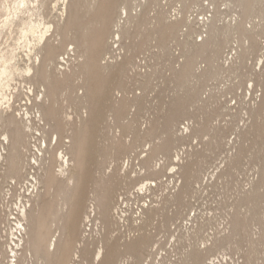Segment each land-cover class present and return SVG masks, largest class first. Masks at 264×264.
<instances>
[{
  "label": "rangeland",
  "instance_id": "obj_1",
  "mask_svg": "<svg viewBox=\"0 0 264 264\" xmlns=\"http://www.w3.org/2000/svg\"><path fill=\"white\" fill-rule=\"evenodd\" d=\"M29 1L30 12L25 10L26 19L42 22L66 18L64 7L68 2L64 3V0H46L51 11L43 10L37 0ZM129 3L128 8L125 5L126 10L123 9L124 6L121 8V13L128 11L129 14L138 15L141 22L146 16L150 20L146 24L140 22L139 25H132L131 31L134 35L116 43L114 46L119 45V48L115 49L112 56H106L111 57V62H121L127 55L133 58L129 75L122 80L125 91H115L116 99H129L128 108L123 111L125 115L121 113L119 116L115 111L116 116L114 111L110 112L114 102L106 101L105 97L92 101L93 108L98 107V110L89 109L86 104L80 106L79 94L86 89L83 86L79 89L83 85L82 79H79V63L82 60L79 50L76 53L71 52L68 57L64 56L66 61L62 62L63 57L59 58L58 68L72 79L65 81V75V79L58 84L60 93L56 102L52 103L53 118H39L37 113L41 110L39 104L42 101H33L30 85L23 78L17 75L19 78L16 77L15 83L13 82L12 89L20 100L16 96L14 101H10L14 106L11 110L19 118L26 117L25 114L28 113L34 140L31 142L32 152L25 159L24 178H13L12 181L7 176V161H0V243L8 251L12 238L15 242L21 238L17 223L21 217L20 212L27 206L28 213L29 209L32 210V217H38L42 222L44 235L50 239L59 230L61 242L54 253H45L43 258L29 251L20 264H97L93 262L94 255L105 235L109 234L121 244H127L143 232H139L140 229L150 233L155 240L153 239L154 242L148 250L142 252V260L136 264H191L189 253L194 246L203 249L205 241L210 244L217 238L233 234L231 222L238 212L243 229L236 236L233 235L230 242L223 246V250L221 248L219 252L208 256L206 263L264 264V0L257 4L253 16L246 19L247 27L254 29L253 36L258 31L256 34L259 35L255 36V40L261 46L252 51L253 47L250 49V46L253 41L240 36V32L235 31L234 27L235 34L232 31L230 36L224 32L229 41L219 58L218 64L223 66V70L218 76L205 80L196 78L191 82L190 85L195 86L194 91L200 90V98L188 100L187 114L178 119L173 134L167 129L174 117L173 109L177 107L176 103L180 102V106L184 104L181 99L187 93L180 89L178 80L173 81V69L176 66L179 68L180 63L185 61L182 42L189 40L201 43L209 36L206 31L212 22L218 28L228 27L230 23L231 27L237 25L244 20L242 8L235 0H200L199 3L193 0H129ZM162 7H166L172 19L176 18L178 21L186 18L189 21L187 25L182 24L176 38L169 42V52L163 50L157 39L145 43ZM6 14L8 16L10 12L0 13V30L7 19ZM211 18L214 21L216 19V23ZM18 23L17 20L12 26L13 29H2L0 52L15 49L16 63L24 68L31 63L28 55L31 57L34 52L31 53L19 40ZM222 32L219 38L223 40ZM129 43L136 47L133 52L126 47ZM70 48L73 46L69 45L67 49ZM239 50L245 51L243 55L245 57L247 54L246 58L240 54L243 51ZM209 66V62L200 59L198 67L202 70L199 69L198 73L205 72L204 70L211 68ZM193 89H189V92ZM195 93L196 91L192 94ZM30 98L32 101H29ZM178 98L180 101H175ZM134 99L137 101H130ZM120 102L114 109L123 106ZM97 112H100L99 115L105 113V116L99 123L91 124L84 135L80 133L79 128L84 121L92 119L93 116L95 118ZM5 127L2 130L8 131ZM182 133L184 138L181 137ZM79 138L83 139L81 169L79 153L78 165L75 166L71 150ZM45 139L48 144L47 149L45 148L47 152H39V146L43 145L42 149L45 147ZM166 141L172 143L171 153L160 150L153 162L154 168L146 166L144 161L151 156L156 144ZM61 153H66L70 161V165L64 168V175L59 173ZM54 155L58 157L54 166L56 178L53 180L54 185L49 188L43 179L47 178L49 158ZM172 160L179 164L172 163ZM188 165L193 168L187 177L184 176V171ZM86 168L89 169L88 172ZM115 171L126 176V181L129 180L126 188L130 192L142 186L144 188L138 197L128 194V205L126 203L127 207L120 212L122 220L120 219V224L115 223L113 229H109L112 230L111 234L108 230L106 232L101 214H97L92 230L86 234V240L82 241L78 205L90 204V192L96 191L97 196L103 189V185L91 175L96 172L94 175ZM156 171L159 173L157 176ZM69 178H72L71 182L68 181ZM119 188L116 194L120 198L119 195L125 192V187ZM257 192L259 202L255 200ZM65 196L68 197L65 199ZM147 207L155 209L156 213L153 214L154 219L145 224L139 220V214L142 208ZM244 224L248 225L245 227ZM12 255L9 252L7 256L0 254V264H14L11 262L14 261L10 257ZM126 258L128 259L123 255L120 260L124 261L123 264H131L132 259L126 261Z\"/></svg>",
  "mask_w": 264,
  "mask_h": 264
},
{
  "label": "bare ground",
  "instance_id": "obj_2",
  "mask_svg": "<svg viewBox=\"0 0 264 264\" xmlns=\"http://www.w3.org/2000/svg\"><path fill=\"white\" fill-rule=\"evenodd\" d=\"M155 1H158V0H155ZM193 1L196 3L200 2V0H193ZM235 1L242 8V14L244 17L243 21L241 20L240 23L237 22L238 24L234 26L232 25V27H231V23H230V26L228 27L222 26L224 27L223 29L220 26L218 28L217 24H214L212 22L214 24L213 25L210 22L212 25L209 24V27H208L209 30L206 31V32H209L208 34L209 36H207L206 39H203L201 43L200 42L198 43L197 41L192 42L189 40L182 42L185 48V51H184L185 61L184 62L182 61L183 63L182 62L180 63L181 66L179 65L180 66L179 68H176L177 67L176 66L173 69V81L178 80L180 82L179 83L180 89L181 90L184 89L183 91L184 92L186 91L187 93L186 94L184 93L185 95L183 97H182L183 94L181 95L182 97L181 101H184V104L181 103L183 105L180 106V102L175 104V106L177 107L175 108V110L173 109V111H175L174 117L171 119V121L169 119L170 122L168 121L169 124H168L167 129L169 133L173 134L175 126H177L178 119L183 117V115L185 116L187 114L186 108L189 105L187 104L188 100L190 98L196 99L197 97L200 96L199 94L200 90L199 92L195 90L196 93L192 94L193 92H195L194 91L195 86L190 85L193 83L192 81H194L196 78L197 79L204 78V80L205 78L209 79V78L220 75L219 72H222L223 66L218 64L220 60L219 58H221L222 51L224 50L226 44L229 41V38L226 39L224 32L225 34L226 33L228 35L230 34V36L231 34H233L232 31L234 32V30L235 31L237 30L238 32H240L241 34L240 36L242 37L245 36L246 39L248 38V40L250 39L251 41H253V43L251 42L252 44L250 46V49L251 47H253L252 51H256L261 46L257 42V40H255L256 39L255 36L259 35V34H256V32L258 33V31H256L255 35L253 36L254 34V32H252L254 31V29L252 30L253 27L249 29L246 23V19L253 16L256 6L257 4L260 3L261 0H235ZM37 2L43 10L45 11L50 10L48 6V2L46 0H41V1L37 0ZM65 2H68L67 5H65L64 7L67 13L65 20H58V21L57 20H53V21L43 20L42 22H37L38 20L34 21L29 18V19L20 21L18 19H15L17 15L15 9H12L8 16L6 14L7 19L3 22V25L1 24L2 26L0 30V36H1L3 28L7 29L9 27H12L18 20L19 22L18 29L20 33L19 40L22 41L23 44H25L28 47V49H30L31 53L34 52V55H32L31 57L30 55H28L29 61L31 63L27 65L26 67L21 68V66L16 63L17 56L15 53V49H12V50L9 49L8 52L7 51H4L3 53L0 52V101H2L4 105H7V107L11 105V109L14 108V106H12V103L10 101H14L15 97L16 96L18 97V95L15 93L16 91L14 92L12 87L15 83L14 81L17 75H19V77L23 78V81L25 83H28L30 85L29 87L30 94L34 96L33 101H39V102L42 101V103L40 102L39 104V107L41 108V110L39 113H37L39 114L38 115L39 118L41 117L40 118L41 120H44V118H53L54 108H53L52 103L54 101L56 102V99H57L56 97H58L60 93L59 90L57 89L58 84L61 80L65 79V75L66 76L68 75V74H64L58 68V64L60 63L59 58L63 57L62 62L66 61V58H65L66 56L68 57L70 56L71 52H75L76 50L77 51L79 50V57L82 58V60L79 63V79L80 81L81 79L83 81L82 83L83 85H80L81 83L79 84L80 85L79 89L82 86L85 87L86 89L85 92H83L82 94H79V102L81 103L80 106L81 105L83 106L84 104H86L85 106L86 107L88 106L89 109H94L96 107L93 108L92 101H98L97 98L99 99V97L100 98L105 97L106 101L114 102L110 112L114 111L113 113H115V115L117 112V114L121 116V113H123V111H125L128 108L127 101H129V99L127 100L128 97H122V98L116 99L115 91H122V92L125 91V88L123 87V84H122V80L128 77L129 68L131 65H133V61H132L133 58L130 55H127L128 57H126L121 62H116V60L115 62H111L110 61L111 57L107 58L106 56L111 55L115 51L116 48H119V45L117 47L114 46L116 43L118 44L121 42L123 38H131L134 35V32L131 31V26L134 24L135 26L139 25L141 22V19L138 18V15H133L132 13L129 14L128 11H125V13L120 12L123 6L124 7L125 5L126 7L128 6L129 0H64V3ZM126 7L123 9L126 10ZM26 10L29 11V7ZM21 11L25 12V10H21ZM2 12L5 13V11L0 10V13ZM158 13L159 14H157V16L155 17L156 23L154 24V28L152 29V32L148 34L145 43L147 44L152 39H157L159 40V44L161 45V47H163V50H165V52H169L170 51L169 42L172 39L176 38L178 32L180 31V28L184 25V23L185 25H187L186 23L189 24V21L186 18L184 19L181 18L178 21H176V18L172 19L170 17L171 15H168L166 7H162ZM32 14H29V15H32ZM9 17H12V18L10 19ZM213 19L211 21H214ZM149 20H148V17L146 16L142 22L146 24ZM214 22L216 23V19ZM204 24L206 25V22ZM207 26H208V23H207ZM233 27L236 29H234ZM221 32H222L221 35H223L222 37L224 38L223 40L221 37L219 38V34ZM235 33L236 32H234V34ZM45 37H48L46 41H45ZM58 37L60 39H58ZM41 44L43 46L39 47ZM69 45L73 46V48L67 49ZM126 47L128 51H132V52L136 48L135 45L130 44V43L127 44ZM241 51L239 50V52ZM244 52L245 51L240 53L242 54L243 57H244L243 55ZM246 55L244 58H246ZM239 56L242 57L241 55ZM200 59H204L207 62H209L210 64L209 67H211L207 70H204L205 72L202 71L203 73L201 72L198 73V70L200 69V67L202 68V66L198 67ZM216 62H217V65H216ZM29 66L33 70V75L30 78H24L26 69ZM215 67H217V69H215ZM201 70L202 69H200V71ZM68 78L69 80L72 79L71 76L69 77L67 76L65 81ZM189 89H193L191 90V92L192 91L193 92L192 93L189 92ZM181 97L179 96V98ZM199 98H197V100ZM193 100L190 99L189 101H193ZM29 101H32L31 98L29 99ZM130 101H137V99L130 100ZM175 101L178 102L180 101V99L179 100L176 99ZM118 102H120L121 103L120 105H123V106L121 108L118 107L114 109V107L118 105ZM7 107H6L5 112L0 113V129H1L0 130V145L2 146L0 147V161L1 162H5V160L7 161L8 163L7 176L11 178L13 181L14 180L13 178L23 177V170L26 167L25 159L28 156V154L32 152L31 142H32V139L34 140V133L32 132L31 121L28 119V113L25 114L27 119L26 117L19 118L17 116L18 114L16 115L13 110L8 111ZM99 114L100 112L95 118H93L94 117L93 116L92 119L84 121V123L79 128V132L83 133L84 135L86 132L89 131V127L91 126V124L94 125L95 122L99 123L100 119L103 116H105V113H103L102 115H99ZM123 114L125 115L126 113H123ZM4 126L7 127L8 131L2 130L4 129L3 128ZM3 136L4 138L2 139ZM182 136H184L183 133L181 137ZM82 140L83 139L79 138V141H77V143L73 145V149L71 148L74 154L73 158H74L75 166L78 165L77 156L79 153V169L83 167V159L81 155V153L83 152L82 150L83 141ZM166 142H161L162 144L160 143V145L156 144L157 147H155L154 145L155 149L153 151L151 150L153 152L150 154L151 156H149L145 161L143 160L146 166L150 168L152 167L154 168L153 162L155 161L156 154L159 153L160 150L161 152L163 150L166 153H169V154L171 153L172 143L170 141H166ZM6 144H7V147L5 146ZM47 147H48V144H47V140L45 139L44 149H42L43 145H41L39 146L38 151L47 152L46 150ZM66 155H67L66 153L65 154L61 153L60 155V161H61L60 169L61 170L59 171V173H61L62 175H64V172H65L64 168L70 165L69 158ZM49 160H50V163H49L50 165L47 168V174H46L47 178L45 177L46 179L45 180L43 179V181L45 185H47L50 188L52 187V184L54 185L53 180H55L54 178H56L54 176L55 174L54 166L58 162V157L54 155L50 157ZM172 163H178V161L172 160ZM192 168L193 167H191V165H188L186 169L184 168L185 169V171L183 170L184 176L185 175L189 176L190 170ZM88 170L89 169L86 168L87 172ZM96 173H93L91 176L97 179V181L103 185L102 191L97 196H96V191H91L90 192L91 195L89 194V197H88V201L90 200V204L88 205L83 204V206L80 204L78 205V216L79 217L78 216L77 217L79 219V230L81 229V232H82V236H81L82 241L86 240V237L88 235L87 233L92 230L91 228L93 226V222L97 218L96 217L97 214H101V219L103 221V224L105 225V230L106 232L108 230V232L110 233L112 230H109V229H111L115 225V223L117 224L119 223L122 217L121 216L122 214H120V212L122 213L124 211L126 203L128 205V197H127L128 194L131 193L133 196L138 197L139 193L144 188V186H142L138 190L130 192V189L126 188L128 183H130L129 180L126 181L124 178L126 176L119 174V171H115L111 173L107 172L108 174L102 173L99 175H94ZM152 173L154 174V172ZM155 174H156L155 176H157L159 173L157 172ZM68 181L71 182L72 178H69ZM187 183H189V181H187ZM70 185L72 184L70 183ZM118 187L120 188L125 187V192L119 195L120 198L116 194ZM150 187H151V184H150ZM182 192H181V195L179 193L181 197L183 195ZM64 193L67 195L66 191ZM37 195L38 193L36 194V196ZM67 197L68 196H65V199ZM258 198H259V194L257 195V199H255L256 201L259 202ZM246 199L248 200V198H245V200ZM32 200H33V196L31 197V201ZM255 206H256V203H255ZM26 208L27 206L23 207L22 211L20 212L21 217L19 215L20 218L17 223V228L21 235V238H18L19 243L15 242L14 241L15 239L12 238L10 245H8L10 251L9 250L7 251L6 248L4 249L5 246L3 247V245L0 243V254L7 256L8 252L12 253L13 255L10 257L14 258V261H11L12 263L14 262V264H20L22 259L25 258L26 254L29 253V251L33 252L36 256L40 258H43L45 253L51 255L52 253L55 252L56 248L61 242V233L59 230H57L53 234V236L49 239L48 236L44 235L42 231L43 227H41L42 222L40 221V219L38 217L36 218L35 216L32 217V213H31L32 210L30 211L29 209V213H28V210ZM143 209L144 208H142V210ZM142 210L140 214L138 213L139 220L147 224L148 222H150V220L154 219L153 214L154 212L156 213L155 209L153 210L152 208L147 207L143 210V212ZM34 214H35V211H34ZM235 214L236 215L234 217V221L231 222V226L233 225L232 226L233 234H229V236H225V237L223 236L224 238H220V239L217 238L215 241L211 240L213 243H210V244H207V242L205 241L203 243L204 244L203 249L195 248L194 246V249H191L192 251L190 250L191 251L190 253L188 252L189 258L192 261L191 264H208L206 263V260L207 259L209 260L208 256H212L214 253L219 252L221 248L223 250V246H225L226 243L230 242V240L233 238V235L236 236V234L240 233V231L243 228H241L242 227L241 222L238 219V212H236ZM124 217H126V215ZM123 221L125 220L123 219ZM25 222H27L26 226L24 224ZM247 227L249 228V226ZM145 228L146 227H144V229ZM140 231H143L142 232L143 234ZM139 232L140 234L138 235V237L135 236L136 238L127 244L125 243L121 244L118 239H115V238L113 239L112 236H109V234L105 235L104 238L101 239L100 241L101 245L98 246L95 255L93 254L95 257H94V261L93 260L92 261L94 263L97 262V264H119L122 262L120 259L124 255L128 257L129 260L132 259L131 264H136V262L140 261V259L142 260V257L144 256V255L142 256V252L145 250H148V248L152 245V243L155 240L150 233H146L147 231L144 232V230L140 229ZM12 235H13L12 237L15 238L14 234ZM128 259L126 258L125 260L127 261ZM134 260L136 261L133 262ZM123 263L124 261L122 262V264ZM185 264H190V262H185ZM212 264H215V263L212 262Z\"/></svg>",
  "mask_w": 264,
  "mask_h": 264
},
{
  "label": "clouds",
  "instance_id": "obj_3",
  "mask_svg": "<svg viewBox=\"0 0 264 264\" xmlns=\"http://www.w3.org/2000/svg\"><path fill=\"white\" fill-rule=\"evenodd\" d=\"M29 0H0V6H2V9L5 12H10L12 9L16 10V17L15 19H18L20 21H23L26 19V13L22 12L21 10H26L29 7ZM10 19L12 17H9ZM48 39V37H45V41ZM41 44L39 47H42ZM38 50V49H37ZM33 75V70L29 66L26 69L24 78H30ZM7 110H11V105L7 107ZM6 111V107L2 101H0V113H3Z\"/></svg>",
  "mask_w": 264,
  "mask_h": 264
}]
</instances>
